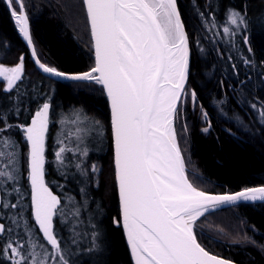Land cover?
I'll list each match as a JSON object with an SVG mask.
<instances>
[{"label": "trees", "instance_id": "1", "mask_svg": "<svg viewBox=\"0 0 264 264\" xmlns=\"http://www.w3.org/2000/svg\"><path fill=\"white\" fill-rule=\"evenodd\" d=\"M25 3L32 40L44 64L65 73L93 67L82 0ZM177 6L190 37L186 90L196 93L194 105L186 97L180 106L183 115L177 123L190 182L210 193L264 185V0H177ZM229 7L246 9V30L226 23ZM225 26L234 34L224 33ZM245 35L249 43L244 42ZM21 56L24 71L13 91L5 93L0 81V120L13 126L0 133V153L4 154L0 171L15 176L14 181L0 177V224L5 226L0 249L7 243L19 246L15 260L20 264L25 260L60 264L35 225L28 148L18 127L29 125L38 108L48 102L45 184L61 201L53 219L66 258L70 264H132L122 227L114 223L119 207L109 110L102 88L94 82H62L41 74L0 0V64L14 65ZM201 112L207 113L205 122ZM209 123L210 130L203 132ZM184 127L187 132L181 131ZM60 146L72 150L63 153L62 164L55 157ZM84 149L87 156L81 154ZM81 163L87 176L76 167ZM193 173L200 179L192 181ZM4 204L17 207L4 208ZM77 209L79 215H75ZM194 233L215 255L239 264H264V202L238 203L209 213L196 223ZM0 264L13 261L0 254Z\"/></svg>", "mask_w": 264, "mask_h": 264}, {"label": "snow or ice", "instance_id": "2", "mask_svg": "<svg viewBox=\"0 0 264 264\" xmlns=\"http://www.w3.org/2000/svg\"><path fill=\"white\" fill-rule=\"evenodd\" d=\"M3 2L19 34L32 48L25 0ZM82 3L91 27L94 66L83 73H65L46 66L38 58L36 64L44 73L55 77L94 82L101 86L107 98L120 202V216L114 218V223L120 226L122 222L134 264H234L210 254L198 243L194 234L196 222L210 208L220 205L264 202V185L244 188L234 194L209 195L190 182L177 133V123L183 115L181 97L186 92L190 73V37L177 9V0H82ZM226 16L227 24L247 29L245 8L229 7ZM223 32L234 34L228 26ZM244 42L249 43L246 35ZM32 55L36 57L34 49ZM23 71V56L14 67L0 66V77L6 81L5 93L13 91ZM191 96L195 102V91ZM49 112L50 104L44 102L32 116L30 125L18 127L24 133L28 148L27 171L35 225L51 246V255L59 257L60 264H70L54 227L53 218L61 201L45 184ZM261 115L264 116V111ZM203 116L206 119L207 113ZM0 123L5 124L0 133L13 127L7 125L6 120ZM210 127L209 123L202 131L207 133ZM181 131L187 132V127ZM4 143L7 145L9 141ZM76 150L81 151L79 147ZM66 151L72 150L60 146L55 153L61 164ZM81 154L87 156V150ZM76 167L81 175L87 176L82 163ZM92 171H97L95 165ZM0 177L15 180L8 171H0ZM191 179L195 181L200 177L193 173ZM3 207L16 208L17 205L4 204ZM75 215H79V209ZM4 230L5 226L0 224V232ZM18 247L7 243L0 254L13 264H20L15 260L20 255ZM25 264L29 261L25 260Z\"/></svg>", "mask_w": 264, "mask_h": 264}, {"label": "water", "instance_id": "3", "mask_svg": "<svg viewBox=\"0 0 264 264\" xmlns=\"http://www.w3.org/2000/svg\"><path fill=\"white\" fill-rule=\"evenodd\" d=\"M84 9H85V12H86V8L84 7ZM177 9H178V6H177ZM179 11V10H178ZM10 12V11H9ZM27 14V13H26ZM11 15V14H10ZM86 16H87V14H86ZM182 19V18H181ZM12 20H13V18H12ZM87 21H88V19H87ZM13 22H14V24H15V21L13 20ZM88 25H89V31H90V37H91V27H90V23L88 22ZM16 26V25H15ZM29 27H30V22H29ZM16 30H17V32H18V34H19V31H18V29H17V27H16ZM30 35H31V27H30ZM19 36L21 37V39H22V41L24 42V44H25V46H26V49H27V51H28V53H29V56H30V59H31V61H32V63H33V65H34V67L41 73V74H43V75H45V76H47V77H49V78H51V79H54V80H56V81H62V82H76V81H70V80H65V79H62V78H59V77H55V76H53V75H51V74H49V73H44L40 68H39V66L36 64V59L38 58V55H37V52H36V49H35V46H34V43H33V47L32 48H29L28 47V45H27V42L23 39V37L19 34ZM32 37V36H31ZM91 43H92V50H93V56H94V48H93V41H92V37H91ZM33 49L35 50V52H36V57H34L33 55H32V52H33ZM190 55H191V52H190ZM39 59V58H38ZM40 60V59H39ZM40 62L41 63H43L41 60H40ZM94 62H95V57H94ZM46 65V64H45ZM47 66V65H46ZM94 66V65H93ZM90 70V69H89ZM89 70H87V71H89ZM87 71H85V72H87ZM81 73H83V72H81ZM186 84H187V82H186ZM106 97V96H105ZM106 100H107V98H106ZM107 104H108V102H107ZM108 110H109V119H110V130H111V113H110V107H109V105H108ZM111 141H112V160H113V169H114V176H115V161H114V143H113V140H112V133H111ZM115 185H116V192H117V199H118V207H119V216H120V202H119V194H118V186H117V184H116V181H115ZM260 186V185H259ZM254 187H256V186H254ZM241 190H243V189H241ZM241 190H238V191H235V192H225V193H210V192H205V193H207V194H209V195H224V194H234V193H236V192H239V191H241ZM202 191V190H201ZM238 203H259V202H243V201H238L236 204H238ZM228 206H231V205H220V206H217L216 208H210L207 212H205V214H204V216L205 215H207V214H209V213H211V212H214V211H216V210H219V209H222V208H225V207H228ZM203 217V216H202ZM202 217H200V218H202ZM199 218V219H200ZM121 227H122V222H121ZM122 230H123V234H124V237H125V241H126V245H127V247H128V251H129V254H130V259H131V262H132V264H134V259H133V257L131 256V251H130V247H129V245H128V243H127V236H126V233L124 232V229H123V227H122ZM195 234V233H194ZM198 241V240H197ZM199 243V242H198ZM202 246V245H201ZM208 251V250H207ZM209 252V251H208ZM210 254H212V255H215V254H213V253H211V252H209ZM215 256H217V257H219V258H223V259H225V260H229V259H226V258H224V257H221V256H218V255H215ZM229 261H232V260H229ZM234 262V261H233ZM234 264H239V263H236V262H234Z\"/></svg>", "mask_w": 264, "mask_h": 264}, {"label": "rangeland", "instance_id": "4", "mask_svg": "<svg viewBox=\"0 0 264 264\" xmlns=\"http://www.w3.org/2000/svg\"><path fill=\"white\" fill-rule=\"evenodd\" d=\"M17 64V63H16ZM16 64H14V65H4V64H0V66H3V67H5V68H11V67H14ZM0 81L3 83V88H5L6 87V81H3V78L2 77H0ZM89 83H91V82H89ZM191 93L192 92H190V91H187L186 90V92L184 93V95L181 97V102H180V106H183L184 105V103H185V101H186V97H189V99L191 98V102H192V105H194L193 103H194V101H193V99H192V96H191ZM200 118H201V120H202V122H205V118H204V116H203V114H202V112L200 113ZM30 125V124H29ZM177 133H178V130H177ZM212 213V212H211ZM208 215V214H207ZM201 219V218H200ZM199 219V220H200ZM198 220V221H199ZM197 221V222H198ZM196 222V223H197ZM206 224V223H205ZM220 233V231H218L217 232V234H219Z\"/></svg>", "mask_w": 264, "mask_h": 264}, {"label": "bare ground", "instance_id": "5", "mask_svg": "<svg viewBox=\"0 0 264 264\" xmlns=\"http://www.w3.org/2000/svg\"><path fill=\"white\" fill-rule=\"evenodd\" d=\"M206 216V215H205ZM204 217V216H203Z\"/></svg>", "mask_w": 264, "mask_h": 264}]
</instances>
